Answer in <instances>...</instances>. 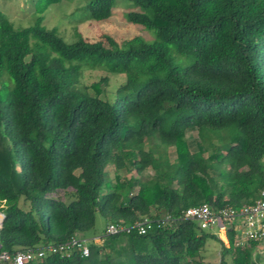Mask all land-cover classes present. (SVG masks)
<instances>
[{"label":"trees","instance_id":"16d2710c","mask_svg":"<svg viewBox=\"0 0 264 264\" xmlns=\"http://www.w3.org/2000/svg\"><path fill=\"white\" fill-rule=\"evenodd\" d=\"M58 1L35 0L34 22L19 28L0 10V251L94 236L98 213L102 236L111 222L164 223L107 235L87 257L29 264H212L208 237L221 243L217 264H260L255 242L236 246L229 230L225 243L182 211L239 207L264 189V0H130L126 21L155 39L122 46L46 28L42 13ZM113 4L89 0L85 18L107 19ZM96 68L106 74L82 84ZM112 73L125 81L109 100L100 86Z\"/></svg>","mask_w":264,"mask_h":264},{"label":"rangeland","instance_id":"374dc122","mask_svg":"<svg viewBox=\"0 0 264 264\" xmlns=\"http://www.w3.org/2000/svg\"><path fill=\"white\" fill-rule=\"evenodd\" d=\"M89 0H60L47 7L42 13L43 24L46 28H56L57 33L62 36L66 42H72L76 39V32H79L85 39L93 41H104V36L113 37L119 45L133 36H140L147 42H152L155 39L154 33L151 30L145 29L140 24H134L126 21V13L130 10L138 9L130 0H114L112 14L104 20H94L85 18L86 12L84 5ZM35 0H0L1 12L14 24L15 28L31 25L36 17L34 9ZM177 63L188 64L190 61L183 59L180 56L175 58ZM106 72L100 68L85 69L81 77L82 84H89L98 80ZM109 75V81L106 85H101L104 91L101 93L102 98L109 100L114 99L116 89L125 81L124 74L112 73ZM93 93L92 89H89ZM197 131H190L186 134L188 140L197 138ZM168 155L171 160L176 157L174 147L168 149ZM109 176L114 177V166L110 163L107 166ZM130 172H124V175L129 176ZM152 174V170L148 168L140 177L141 180H146ZM228 225V224H227ZM104 227V219L97 213L95 222V234L98 236L102 233ZM209 231V230H207ZM218 238L219 231L214 228L212 231ZM88 235L78 234L79 236L92 237V231ZM102 240H97L96 244H100ZM249 244V243H248ZM243 244L241 246H246ZM260 243L256 246H259ZM221 243L219 239L208 237L203 250L201 251L204 262L217 264L220 259ZM263 248L255 247L253 252L254 258L260 259V264H264ZM103 252H110L105 249Z\"/></svg>","mask_w":264,"mask_h":264},{"label":"built area","instance_id":"2783aa9c","mask_svg":"<svg viewBox=\"0 0 264 264\" xmlns=\"http://www.w3.org/2000/svg\"><path fill=\"white\" fill-rule=\"evenodd\" d=\"M0 212V228L3 218ZM182 216L186 219L194 220L199 228L212 231L217 228L221 239L228 243L227 231L233 233V243L236 246L255 242L257 248L264 251V189L260 196L252 203H242L239 207L225 206L218 210H212L208 204L191 206L182 211ZM171 216L166 215V219ZM164 221L151 217H143L133 223L111 222L107 224L105 232L99 236L84 237L75 234L69 239L59 244H50L36 249L17 251L11 255L5 251H0V260L9 261L11 264H29L37 261L48 254H60L70 256L78 251L82 257L89 256L90 244L103 239L107 235L127 233L136 230L138 234L147 233L154 224L160 226ZM228 224V225H227Z\"/></svg>","mask_w":264,"mask_h":264},{"label":"water","instance_id":"95a60500","mask_svg":"<svg viewBox=\"0 0 264 264\" xmlns=\"http://www.w3.org/2000/svg\"><path fill=\"white\" fill-rule=\"evenodd\" d=\"M2 216H3V218H4V214H3ZM3 218H2V221H3ZM1 225H2V223H1Z\"/></svg>","mask_w":264,"mask_h":264}]
</instances>
